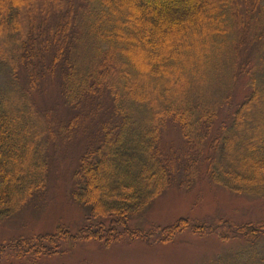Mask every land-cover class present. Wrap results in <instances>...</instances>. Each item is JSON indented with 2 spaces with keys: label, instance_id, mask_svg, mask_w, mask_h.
Wrapping results in <instances>:
<instances>
[{
  "label": "trees",
  "instance_id": "trees-1",
  "mask_svg": "<svg viewBox=\"0 0 264 264\" xmlns=\"http://www.w3.org/2000/svg\"><path fill=\"white\" fill-rule=\"evenodd\" d=\"M244 74L251 92L231 108V91ZM3 76L9 79L0 82V220L45 186L47 141L56 144L79 133L78 117L62 123L49 113L41 115L32 101L31 93L55 78L68 104L78 108L90 101L99 112L101 98L109 94L118 117L103 123L99 146L88 150L74 175V196L91 205L89 219L111 221L80 229L78 238L107 247L125 237L155 234L129 222L174 180L173 159L160 151L168 120L187 141L184 156L192 155L182 160L183 173L197 172L208 140L212 182L264 197V123L257 124L262 138L253 135L245 141L240 132L246 123L258 121L251 113L264 102V0H0ZM240 142L243 148L239 145L236 152ZM43 148L46 155L38 166H23L32 153L40 158ZM108 161L130 176L116 174L117 183L99 193L91 187L92 170ZM188 227L198 234L214 231L182 219L159 230L158 240L168 243ZM235 229L247 244L241 251L250 257L246 264H264L256 248L264 226ZM233 235L223 233L222 239ZM70 238L68 230L58 228L9 248L19 257L52 255L60 241ZM4 252L0 248V262Z\"/></svg>",
  "mask_w": 264,
  "mask_h": 264
},
{
  "label": "rangeland",
  "instance_id": "rangeland-1",
  "mask_svg": "<svg viewBox=\"0 0 264 264\" xmlns=\"http://www.w3.org/2000/svg\"><path fill=\"white\" fill-rule=\"evenodd\" d=\"M149 59L152 61L153 58ZM150 65H153V62ZM20 75L21 80L25 79L22 73ZM8 79L3 76L0 82ZM247 79V74L240 76L233 87L231 91L233 100L229 102L231 108L241 104L249 96L251 89L246 85ZM21 84L23 87L26 86L25 82ZM31 94L36 110L41 115L49 113L50 117L62 123H68L78 117L79 133L69 140L58 138L56 144L54 141H47L49 148L48 164L46 167L44 165L47 168L45 186L42 189H35L13 214L0 220V248L5 249L0 264H246L248 262L250 257L246 258L241 254L245 252L247 244L236 234L235 227L251 224L264 226V197L234 191L212 182L206 162L208 151L211 154L207 147L208 140L202 151L204 154L200 155L201 161L199 160L198 167L196 165L197 172L183 173L182 160L187 162V158L192 155L184 156L187 141L184 140L179 126L172 120H168L163 129L160 151L165 158L173 159L174 180L164 192L151 201L144 213L132 216L129 222L132 228L152 230L155 234L148 238L125 237L107 247L102 241L78 238L80 229L95 226L100 221L109 226L111 221L110 218H106L105 221L89 219L91 205L82 203L74 196L78 189L74 175L88 150L93 151L95 147V151L99 146V139L105 132L103 123L113 119L118 121L112 97L105 94L101 98L102 108L99 112L96 107L92 110L93 103L90 101H84L83 105L77 108L66 102L59 78L48 80L37 92ZM157 95L159 94L154 91L153 96L157 97ZM225 109L226 107L221 108L219 119L211 131L213 134L219 129L221 119L226 115ZM251 117H257L258 121L253 119L240 131L245 141L253 135L254 138H262L263 132L257 129V124L264 123V102L263 106L258 109L256 107L252 111ZM85 119L87 120L84 121ZM239 145L242 149L243 142L238 143L236 150ZM44 152L43 148V152L41 151L43 155H40V158L33 157L32 153L28 157L27 165L23 166L26 168L28 165L38 166L42 156L46 155ZM95 158H98L97 154H94L92 159ZM92 173L91 187L99 193L117 183L116 174L130 176L122 173L115 163L110 161L99 170H92ZM182 219L206 224L213 227L214 231L198 234L188 227L168 243L158 240L161 234L159 230ZM58 228L68 230L74 238L60 241L57 244L58 252L55 254L19 257L9 248L11 243L18 240L53 234ZM223 233H232V235L234 233V235L230 240L225 241L222 239ZM256 248L260 251L258 254L264 255V237Z\"/></svg>",
  "mask_w": 264,
  "mask_h": 264
}]
</instances>
